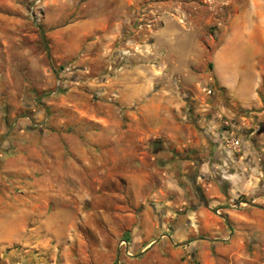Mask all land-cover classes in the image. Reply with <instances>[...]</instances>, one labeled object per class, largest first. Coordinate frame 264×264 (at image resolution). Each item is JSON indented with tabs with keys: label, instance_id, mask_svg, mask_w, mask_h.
Masks as SVG:
<instances>
[{
	"label": "rangeland",
	"instance_id": "374dc122",
	"mask_svg": "<svg viewBox=\"0 0 264 264\" xmlns=\"http://www.w3.org/2000/svg\"><path fill=\"white\" fill-rule=\"evenodd\" d=\"M34 1L14 0L22 10L18 22L9 8L0 7V264H264V245L255 249L246 239L225 242L229 251L209 258L201 253V243L180 252L171 243L145 253L129 247L131 255L125 256L118 246L128 236L111 238L96 215L108 212L121 224L112 207V201L129 202L124 178L116 175L120 163L111 176L103 167L90 176L73 154L91 138L104 141L106 132L121 140L162 141L176 132L175 121L196 128L202 110L212 107L215 52L229 35L232 19L246 16L242 24H256L264 0H134L123 8L105 0L61 1L48 9L50 14L73 12L66 24L121 22L111 43L105 39L112 35L108 27L93 34L77 57L61 62L45 51L44 13L52 0ZM252 53L250 48L240 52L234 66L242 88L254 75ZM139 89L155 95L158 114L146 97L144 111L132 100ZM219 120L225 138L239 139L229 119ZM137 121L143 129H129ZM161 179H166L161 172L150 177L159 184L160 199L166 196ZM46 181L49 190L40 191ZM247 202L254 200L239 197L228 208Z\"/></svg>",
	"mask_w": 264,
	"mask_h": 264
},
{
	"label": "crops",
	"instance_id": "0c3cea01",
	"mask_svg": "<svg viewBox=\"0 0 264 264\" xmlns=\"http://www.w3.org/2000/svg\"><path fill=\"white\" fill-rule=\"evenodd\" d=\"M61 1L65 0L49 1L44 13L48 52L54 60L61 62L77 57L93 34L106 33L108 27L112 35L105 39L110 43L120 31L121 22L109 23L106 19L95 22L82 19L66 24L73 12L58 9L50 14L48 9ZM79 1L84 4L88 0ZM105 1L123 8L134 0ZM2 6L11 10L15 22L20 20L22 10L14 0H0ZM242 17L246 16L232 19L229 35L215 52L216 89L212 107L202 110L196 128L175 121L176 132L162 141L143 136L121 140L106 132L104 141L91 138L89 143L73 150L79 162L89 169L90 176L93 172L96 176L101 167L111 176L114 165L120 163L121 171L116 175L124 178L122 189L129 202L121 205L112 201V207L119 211L121 224L118 227L108 212L100 210L96 215L101 217L111 238L128 236L129 247L137 253L159 250L167 243L177 246L179 252L191 251L201 243V253L209 258L229 251L223 246L227 243L246 239L255 249L264 245V198L261 196L264 193V13L256 15L254 25L242 24ZM248 48L257 60L252 64V80L242 88L234 66L240 52L243 54ZM227 52L232 57H225ZM144 97L151 102L153 113L158 114L161 104H154V94L148 95L146 90L139 89L133 93L132 100L142 103L144 111ZM220 116L229 119L238 131L239 149L233 150L225 143ZM254 124L259 125L260 132L248 138L247 132ZM129 125L132 123L128 128ZM181 125L184 132L180 131ZM142 127L143 122L137 121L136 127L129 129L140 131ZM113 145L120 148L115 151ZM160 172L166 177L161 179L160 191L166 194L162 199L156 193L158 182L150 181V177ZM39 189L48 191L49 183L46 181ZM243 196L254 202H247L237 210L228 208L230 202ZM217 209L221 215L215 213ZM177 211L184 214L177 217Z\"/></svg>",
	"mask_w": 264,
	"mask_h": 264
},
{
	"label": "built area",
	"instance_id": "2783aa9c",
	"mask_svg": "<svg viewBox=\"0 0 264 264\" xmlns=\"http://www.w3.org/2000/svg\"><path fill=\"white\" fill-rule=\"evenodd\" d=\"M41 2V0H35L34 1V5H37ZM224 125H227V123H224ZM260 132V127L259 125L257 124H254L247 132V137L248 138H252L253 136H255L256 134H258ZM233 132L232 131H229L228 132V136H233ZM224 139L226 140V144L227 146H229L231 149L233 150H236V149H239L240 148V141L239 139H236V138H230V139H227L224 137ZM241 205H244V202H238L237 203V206H241ZM231 208H237L235 204L231 205ZM215 213L217 215H221L219 213V209H217L215 211ZM121 250H122V253L125 255V256H130V250H129V246H128V241H126L125 239H121L119 241V246H118Z\"/></svg>",
	"mask_w": 264,
	"mask_h": 264
},
{
	"label": "trees",
	"instance_id": "16d2710c",
	"mask_svg": "<svg viewBox=\"0 0 264 264\" xmlns=\"http://www.w3.org/2000/svg\"><path fill=\"white\" fill-rule=\"evenodd\" d=\"M45 51L46 52H48V50H47V47L45 46ZM36 97V99H39L38 97H37V95L35 96Z\"/></svg>",
	"mask_w": 264,
	"mask_h": 264
}]
</instances>
